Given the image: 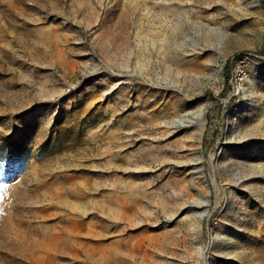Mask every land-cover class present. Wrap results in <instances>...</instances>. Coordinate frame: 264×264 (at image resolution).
I'll return each mask as SVG.
<instances>
[{"label":"rangeland","instance_id":"1","mask_svg":"<svg viewBox=\"0 0 264 264\" xmlns=\"http://www.w3.org/2000/svg\"><path fill=\"white\" fill-rule=\"evenodd\" d=\"M263 50L261 0H0V264H264Z\"/></svg>","mask_w":264,"mask_h":264},{"label":"trees","instance_id":"2","mask_svg":"<svg viewBox=\"0 0 264 264\" xmlns=\"http://www.w3.org/2000/svg\"><path fill=\"white\" fill-rule=\"evenodd\" d=\"M261 7H262V9L264 11V0H261ZM261 55L264 57V50H263V52H262ZM232 68H233V65H230V64L226 67V74L228 75V78H230V76L232 74ZM50 145H53V142L52 141L48 142L45 146H50ZM16 153H17L16 150L12 151V154H11L12 155L11 156V159L12 160L14 158H17L18 157Z\"/></svg>","mask_w":264,"mask_h":264},{"label":"bare ground","instance_id":"3","mask_svg":"<svg viewBox=\"0 0 264 264\" xmlns=\"http://www.w3.org/2000/svg\"><path fill=\"white\" fill-rule=\"evenodd\" d=\"M134 261V260H133Z\"/></svg>","mask_w":264,"mask_h":264}]
</instances>
